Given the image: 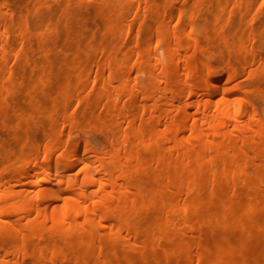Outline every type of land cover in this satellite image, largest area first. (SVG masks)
<instances>
[{
    "label": "bare ground",
    "instance_id": "obj_1",
    "mask_svg": "<svg viewBox=\"0 0 264 264\" xmlns=\"http://www.w3.org/2000/svg\"><path fill=\"white\" fill-rule=\"evenodd\" d=\"M0 132V264H264V0H0Z\"/></svg>",
    "mask_w": 264,
    "mask_h": 264
},
{
    "label": "rangeland",
    "instance_id": "obj_2",
    "mask_svg": "<svg viewBox=\"0 0 264 264\" xmlns=\"http://www.w3.org/2000/svg\"><path fill=\"white\" fill-rule=\"evenodd\" d=\"M87 16H88V15H87ZM89 16H90V15H89ZM90 17H91V16H90ZM90 17H88V18L91 20L92 17H91V18H90ZM84 19H86V18H84ZM90 20H89V21H90ZM94 20H95V19H93L92 21H94ZM84 21H85V24L87 23V25H88L89 27H94L93 29H94V30H95V29L97 30V28H95L96 25H94V22H92V23H93V24H92L93 26H91V23H90L91 21L89 22V21H87V19L84 20ZM96 21H97V20H96ZM95 23H97V22H95ZM89 24H90V25H89ZM93 29H92V30H93ZM94 30H93V31H94ZM96 32L98 33V31H96ZM97 33H95V31H94V34H95L94 36H95L96 39H97L96 36L99 35V34H97ZM64 35H65V32L62 31V32H59L57 35H55V36H51V37L49 38L51 41H53V42L55 43V46H57L58 51H59V49H60V51H61V49L63 48V45H62V44H63V41L66 40V39L64 40L65 37L63 38ZM98 38H99V36H98ZM66 41H67V40H66ZM64 43H65V42H64ZM61 45H62V46H61ZM60 47H61V48H60ZM57 49H56V52H57L56 54H58V53L60 54L61 52H58ZM29 54L32 55L35 59H39V58L41 59V58H42V57H41L42 54L40 55V54H38L35 50L33 51V48H30V49H29ZM50 54H51V52L49 53V55H50ZM47 55H48V54H47ZM52 55L54 56V53H52ZM44 56H46V55H44ZM44 56H43V57H44ZM49 57H50V56H49ZM51 57H52V56H51ZM49 84H51V83H49ZM52 84H53V83H52ZM52 84H51V85H52ZM38 95H39V93H38ZM0 133H2V132H0ZM5 134H6V133H3V134H1V136L3 135V137H4ZM234 231L236 232V230H234ZM234 231H232V233H235ZM238 231L240 232V230H237V232H238ZM228 232H229V231H227V233H228ZM239 232H238V233H239ZM229 233L231 234V232H229ZM137 263H138V264H145L144 260H141V259H139V260L137 261ZM174 263H175V262H174ZM174 263H172V264H174ZM146 264H148V263H146Z\"/></svg>",
    "mask_w": 264,
    "mask_h": 264
}]
</instances>
